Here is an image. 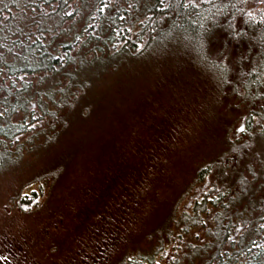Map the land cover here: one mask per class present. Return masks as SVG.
I'll return each mask as SVG.
<instances>
[{
	"label": "trees",
	"instance_id": "trees-1",
	"mask_svg": "<svg viewBox=\"0 0 264 264\" xmlns=\"http://www.w3.org/2000/svg\"><path fill=\"white\" fill-rule=\"evenodd\" d=\"M168 59L190 71V81L232 96L243 125L224 140L230 155L198 168L201 192L150 232L153 245L113 264H264V143L262 155L252 146V139L264 142V1L0 0V168L18 166L23 157L49 159L23 181L36 201L52 181L69 182L65 167L78 154L84 168L91 157L94 169L106 170L108 152L121 153L124 124L142 111L137 103L122 114L132 95L126 71ZM103 81L109 91L95 89ZM62 139H75V150L44 154ZM87 139L107 155L85 159L79 144ZM255 154L263 162L255 165ZM119 157L123 171L112 165L106 175L129 194L118 191L111 204L106 187L88 188L84 198H95L97 215L109 214L104 201L117 208L142 190L137 167ZM237 157L246 161L241 168ZM146 172L147 181L153 170Z\"/></svg>",
	"mask_w": 264,
	"mask_h": 264
},
{
	"label": "rangeland",
	"instance_id": "rangeland-1",
	"mask_svg": "<svg viewBox=\"0 0 264 264\" xmlns=\"http://www.w3.org/2000/svg\"><path fill=\"white\" fill-rule=\"evenodd\" d=\"M251 5L255 7L254 3ZM171 59L146 63L140 71L121 70L126 71L128 78L125 90L132 94L123 105L122 114L128 116L127 109H134L137 103L142 111L136 122L130 119L124 124L127 129L122 134L121 153L114 149L108 152L112 158L107 159L106 170L94 169L91 157V165L84 168L83 157L78 154L65 167L70 170L66 178L69 182L52 181V185L45 187V196L36 201L29 193L30 186L23 181L39 172L42 163L49 159L38 155L39 162L23 157L18 166L0 168V264H113L136 247H151L150 232L167 217H177L201 192L196 172L206 162L230 155L224 140L243 125L238 120L241 106L230 95L214 88L207 90L202 79L190 81L187 78L190 71L176 67ZM184 80L193 84L177 87ZM102 88L109 91V81L98 83L95 89ZM148 98L150 106L145 105ZM138 108L133 111L135 114L140 111ZM115 128L111 132L116 134ZM139 137L144 138V144L138 141ZM74 142L75 139H62L44 154L51 157L58 151L73 152ZM252 142L255 151L261 154L262 148L258 147L264 142L260 140L259 145L255 139ZM101 146L90 139L79 144L88 160L90 155L95 159L103 153ZM258 154L251 159L255 165L263 162L262 154ZM120 155L137 167L134 170L140 172L138 189L142 190L137 198L127 197L117 208L104 201L109 214L97 215L95 198H84L83 192L88 188L106 187L113 196L109 198L111 204L118 198V191L121 197L129 194L123 190L124 184L112 182L110 175H106L112 165L116 166L115 172L123 171L120 167L125 164ZM244 163L243 158H236L238 168ZM143 167L145 172L153 170L147 181ZM93 176L99 177V183Z\"/></svg>",
	"mask_w": 264,
	"mask_h": 264
}]
</instances>
